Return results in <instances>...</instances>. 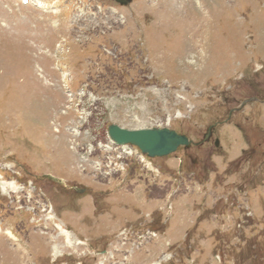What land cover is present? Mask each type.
I'll use <instances>...</instances> for the list:
<instances>
[{
    "label": "rangeland",
    "instance_id": "1",
    "mask_svg": "<svg viewBox=\"0 0 264 264\" xmlns=\"http://www.w3.org/2000/svg\"><path fill=\"white\" fill-rule=\"evenodd\" d=\"M28 2L0 0V264H264V0ZM111 124L191 144L144 168Z\"/></svg>",
    "mask_w": 264,
    "mask_h": 264
},
{
    "label": "water",
    "instance_id": "2",
    "mask_svg": "<svg viewBox=\"0 0 264 264\" xmlns=\"http://www.w3.org/2000/svg\"><path fill=\"white\" fill-rule=\"evenodd\" d=\"M121 6H126L130 0H112ZM107 136L117 145H133L142 154L150 158L167 156L176 151L180 146H189V141L167 128L134 129L127 130L117 125H110ZM217 144V143H216Z\"/></svg>",
    "mask_w": 264,
    "mask_h": 264
},
{
    "label": "bare ground",
    "instance_id": "3",
    "mask_svg": "<svg viewBox=\"0 0 264 264\" xmlns=\"http://www.w3.org/2000/svg\"><path fill=\"white\" fill-rule=\"evenodd\" d=\"M2 185H3V188H4V186H7L8 187V189H10V191H13V186H12V184L11 183H8V184H6V183H2ZM5 189V188H4ZM60 232H61V234H63V235H65V237H66V239H67V243L69 244V245H73L72 244V239H71V237H69V234H67V232L65 231V230H60ZM81 243V242H80ZM59 246V245H58ZM54 249H56L55 247H54Z\"/></svg>",
    "mask_w": 264,
    "mask_h": 264
}]
</instances>
